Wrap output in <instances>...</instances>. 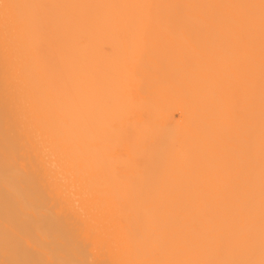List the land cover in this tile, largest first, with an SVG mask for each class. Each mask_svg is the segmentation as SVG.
<instances>
[{"label":"bare ground","instance_id":"6f19581e","mask_svg":"<svg viewBox=\"0 0 264 264\" xmlns=\"http://www.w3.org/2000/svg\"><path fill=\"white\" fill-rule=\"evenodd\" d=\"M0 264H264V0H0Z\"/></svg>","mask_w":264,"mask_h":264}]
</instances>
